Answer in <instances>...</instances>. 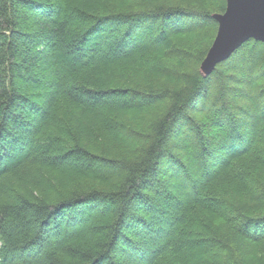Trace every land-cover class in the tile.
I'll return each instance as SVG.
<instances>
[{
	"label": "trees",
	"instance_id": "trees-1",
	"mask_svg": "<svg viewBox=\"0 0 264 264\" xmlns=\"http://www.w3.org/2000/svg\"><path fill=\"white\" fill-rule=\"evenodd\" d=\"M225 5L0 0V264H264V45L199 72Z\"/></svg>",
	"mask_w": 264,
	"mask_h": 264
},
{
	"label": "water",
	"instance_id": "water-1",
	"mask_svg": "<svg viewBox=\"0 0 264 264\" xmlns=\"http://www.w3.org/2000/svg\"><path fill=\"white\" fill-rule=\"evenodd\" d=\"M212 19L217 31L199 67L204 78L246 42L264 45V0H226L225 11L212 15Z\"/></svg>",
	"mask_w": 264,
	"mask_h": 264
},
{
	"label": "rangeland",
	"instance_id": "rangeland-1",
	"mask_svg": "<svg viewBox=\"0 0 264 264\" xmlns=\"http://www.w3.org/2000/svg\"><path fill=\"white\" fill-rule=\"evenodd\" d=\"M226 6V5H225ZM219 14H222V13H219ZM217 25V24H216ZM147 26V25H146ZM146 26H144V28H143V26H142V29H145V31L147 32V33H145V32H143V34L141 35V37L138 39V42L140 43V44H147L148 43V41H147V39L149 40V38L150 39H152V37L153 36H155V34H153V36H152V28H146ZM149 26V25H148ZM156 27V30L158 29L157 28V26H155ZM138 29V28H137ZM217 29V28H216ZM158 31V30H157ZM153 33H155V32H153ZM193 39V38H192ZM189 43H191V42H189ZM193 44V43H192ZM162 46H159V48H161ZM192 52H195V53H197L196 52V50H192ZM190 67H191V65H190ZM125 69V68H124ZM260 70H263V69H261V67L259 66V68L258 69H256V71H255V74H254V76L256 77L257 75H258V73L260 72ZM235 71H236V74L235 75H239V77H242V76H244L242 73H241V71L239 70V69H235ZM127 72V73H126ZM117 74L119 75V77H122V76H125V75H128V70L127 69H125V73H122V72H117ZM228 75H229V73H227ZM231 74V73H230ZM201 75V74H200ZM231 75H234V74H231ZM234 75V76H235ZM121 79H123V78H121ZM144 78H142V80H143ZM240 79H243V78H240ZM259 79H261L260 77H257V78H255V79H253L252 80V82H251V84H252V86L255 88V87H257V86H259V85H261V84H263L264 83V80L263 79H261V80H259ZM257 80H259L260 82H255V81H257ZM244 81V80H243ZM237 88L239 89V90H244V92H246V93H248L249 91H248V89L247 88H245V85H238L237 86ZM253 89V88H252ZM246 100V99H245ZM245 100H242V101H239L238 103H240L241 104V106L242 107H248V108H250L251 107V102L248 100V101H245ZM252 107H253V105H252ZM251 107V108H252ZM126 120H130L129 118H127V117H125V119H123L122 121H126ZM81 122H80V131H83L84 133H83V135L85 136L84 137V139L86 140L87 138H90V136H92V134H94L93 133V129H96V130H98L97 128H95L96 127V125H95V120H93V118H91V117H81V120H80ZM203 122H206V121H204V120H202ZM79 124V123H78ZM183 126V125H182ZM182 126H179V127H181V128H183ZM248 126V129H249V125H247ZM77 129H78V127H76ZM86 130V131H85ZM95 130V131H96ZM182 131V130H181ZM99 132H101L100 130H99ZM211 132H216V131H214L213 129H212V131ZM209 135H211V133H209V131L207 132ZM213 134V133H212ZM246 134V133H245ZM91 139V138H90ZM97 142H99L98 140H97ZM90 143L93 145L94 143H93V140L91 139V141H90ZM224 150L223 151H221V150H218V151H215L214 153H212L213 154V156L215 155V159L217 160H220V159H223L224 158V155H225V153L226 152H224ZM191 165V166H190ZM189 166H190V168L192 169V171H193V173L195 172L194 171V169H193V167H192V164H190ZM167 172V171H166ZM167 175H168V177L171 179V183H172V185L174 186V188L176 189H178V187H177V180H175V178H174V176L172 175V173L171 172H168L167 173ZM169 179V180H170ZM10 183V182H9ZM15 183H16V179H11V185H15ZM25 185V184H24ZM169 185H171V184H169ZM15 186H17V185H15ZM27 187V186H26ZM23 188V187H22ZM25 189V188H24ZM176 189V190H177ZM38 190H40V189H38ZM175 190V191H176ZM26 191L27 192H32V193H36L35 192V190L34 189H30L29 187L28 188H26ZM181 192H183V191H181ZM183 195V194H182Z\"/></svg>",
	"mask_w": 264,
	"mask_h": 264
}]
</instances>
